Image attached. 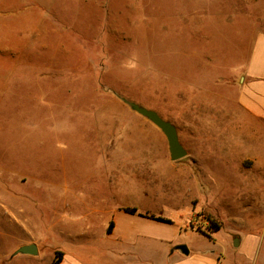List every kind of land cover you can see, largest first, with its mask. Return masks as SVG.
I'll use <instances>...</instances> for the list:
<instances>
[{
    "label": "rangeland",
    "instance_id": "374dc122",
    "mask_svg": "<svg viewBox=\"0 0 264 264\" xmlns=\"http://www.w3.org/2000/svg\"><path fill=\"white\" fill-rule=\"evenodd\" d=\"M114 1L0 2L27 40L0 81V255L21 221L41 264L84 232L85 257L108 258L95 241L104 207L123 204L177 223L183 213L193 249L217 223L216 247L232 256L224 237L252 217L264 170V129L237 101L264 0ZM123 99L171 122L186 154L171 160L164 134Z\"/></svg>",
    "mask_w": 264,
    "mask_h": 264
},
{
    "label": "crops",
    "instance_id": "0c3cea01",
    "mask_svg": "<svg viewBox=\"0 0 264 264\" xmlns=\"http://www.w3.org/2000/svg\"><path fill=\"white\" fill-rule=\"evenodd\" d=\"M8 1L13 4L15 0ZM17 1L19 2V0ZM95 1L88 0L89 4ZM0 2L3 4L5 0H0ZM104 2L116 7L114 0H104ZM109 10L108 12L111 13V7ZM116 10L113 16H116ZM19 23V20L13 18L0 17V81L9 77L10 73L5 74L7 73L5 72L6 64H20L21 48H27V40L26 37L22 40ZM23 33L27 32L23 31ZM32 33V31L28 33L30 39H33L31 38ZM254 33L250 55L243 70L244 76L238 86L237 101L244 112L258 122V125H254L253 128L261 130V128L264 129V29L258 28ZM106 42L108 41L106 40ZM257 133L259 132H254L255 137L258 135ZM260 149L261 147L255 149L256 156H262ZM256 177L258 179L254 182L253 187L252 217L248 219L235 218V224L239 228L231 229L228 236L224 237L225 246L229 249H236L235 251L230 250L232 256L224 253L220 247H216V234L221 229L208 234L199 233L205 241V245L202 248L193 249L179 237L183 213L177 217L179 223L176 222V218L173 221L174 219L162 215L171 220L170 223H165L148 217L147 210L138 206L114 204L104 207L108 214L107 220L110 219L108 224L109 222L113 224L111 230L107 231V224V227L102 229L101 238L95 240L103 242L100 254L106 253L104 256L109 255L110 257L103 256L104 258L96 259L94 262L88 260L83 253V244L94 241L90 238L83 240L82 236L89 233L84 232L76 236L78 239L72 237L74 244L71 245V248L65 251L60 250L62 255L56 264H264V184H260L261 178L264 179V170L260 171L259 169ZM126 207L135 208L136 211L134 213L126 212L124 210ZM191 211H193L192 208L187 212ZM21 226L24 227V234H20V229H23ZM14 228L16 232L13 231L12 235L7 236L8 240H13V244L8 251H4L0 255V259L6 257L3 262L9 258L14 259L13 264H41V250L37 247L41 239L38 238L36 232H33L21 221H18ZM15 233L17 235L14 236ZM0 235L3 239L5 238L4 233ZM89 235L92 237L93 233H89ZM234 239L237 242L236 246L233 245ZM107 241L110 242L109 245ZM30 243L36 244L37 253L35 255L21 253L10 255L19 246ZM181 246H184L186 251L182 250ZM54 251L47 264H53Z\"/></svg>",
    "mask_w": 264,
    "mask_h": 264
},
{
    "label": "water",
    "instance_id": "95a60500",
    "mask_svg": "<svg viewBox=\"0 0 264 264\" xmlns=\"http://www.w3.org/2000/svg\"><path fill=\"white\" fill-rule=\"evenodd\" d=\"M123 101L126 102L134 112L143 116L151 123H153L158 129H160V131L164 134L167 140L169 156L171 160L180 159L186 154L185 148L179 142L176 128L171 122L163 119L155 110L146 108L135 102L127 101L124 99ZM233 245L234 246L237 245L236 239L233 240ZM180 248L186 251L184 246H181ZM18 253L35 255L37 253L36 244L30 243L19 246L14 251V254H18Z\"/></svg>",
    "mask_w": 264,
    "mask_h": 264
},
{
    "label": "trees",
    "instance_id": "16d2710c",
    "mask_svg": "<svg viewBox=\"0 0 264 264\" xmlns=\"http://www.w3.org/2000/svg\"><path fill=\"white\" fill-rule=\"evenodd\" d=\"M124 210L126 212H129V213H134L136 211L135 208H128V207L124 208ZM148 217L153 218V219L158 220V221H161V222H165V223H170L171 222L170 219L165 218L163 216L148 215ZM112 225H113L112 222H109L108 227H107V231L111 230ZM213 225H214V231L220 229V225L219 224L213 223ZM61 255H62V252L60 250H55L54 251L53 264H56L59 261V259L61 258Z\"/></svg>",
    "mask_w": 264,
    "mask_h": 264
}]
</instances>
